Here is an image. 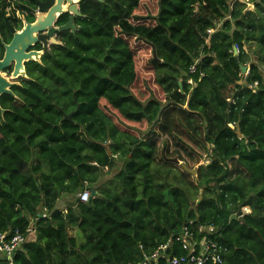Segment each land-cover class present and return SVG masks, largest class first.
<instances>
[{"label": "trees", "instance_id": "obj_1", "mask_svg": "<svg viewBox=\"0 0 264 264\" xmlns=\"http://www.w3.org/2000/svg\"><path fill=\"white\" fill-rule=\"evenodd\" d=\"M30 4L0 0V33L7 8ZM80 13L0 124V234L34 231L13 264H138L200 226L223 264H264V0H85Z\"/></svg>", "mask_w": 264, "mask_h": 264}, {"label": "water", "instance_id": "obj_2", "mask_svg": "<svg viewBox=\"0 0 264 264\" xmlns=\"http://www.w3.org/2000/svg\"><path fill=\"white\" fill-rule=\"evenodd\" d=\"M83 1L85 0H30V5H23L29 19L24 18L23 29L20 32L13 31L14 34L10 44L4 45L5 55L4 59L0 62V70L15 62L13 78H16L20 71L23 72L24 62L39 61V53H27V51L39 42L44 43L45 50L47 51L46 39H52L53 43H57L54 39L56 34L68 31L69 29L74 30L73 19L74 17L81 16L79 6ZM65 14L70 15L69 23L64 27L58 28V21ZM241 71L243 75H246L248 69L241 67ZM22 74L24 76V73ZM71 117L72 114L66 116L64 121H71ZM237 134L240 138L242 137L239 132ZM175 162L187 173L195 175V170L190 171L184 164L178 161ZM201 200L202 198L196 204H199ZM231 221H237L242 225H246L244 217L238 218L234 215L231 217Z\"/></svg>", "mask_w": 264, "mask_h": 264}, {"label": "built area", "instance_id": "obj_3", "mask_svg": "<svg viewBox=\"0 0 264 264\" xmlns=\"http://www.w3.org/2000/svg\"><path fill=\"white\" fill-rule=\"evenodd\" d=\"M241 1L248 2L249 0ZM212 33L213 30L208 31V34ZM232 52L237 57L240 54V48L236 45ZM194 72L195 67H192L191 73ZM89 199L90 192L87 190L79 195V200L82 203H87ZM243 213L249 214L250 210L244 209ZM33 234L34 231L31 226L25 234L16 231L11 238H8L6 234H0V255H6L8 264H13V254L26 242L27 237ZM216 238L217 232L212 226H200L196 230L184 228L181 235L176 237L174 241L159 247L155 253L138 264H159L160 260H165L168 264H223V253L226 250L216 241ZM174 243L181 247L185 255L177 257L167 254Z\"/></svg>", "mask_w": 264, "mask_h": 264}, {"label": "flooded vegetation", "instance_id": "obj_4", "mask_svg": "<svg viewBox=\"0 0 264 264\" xmlns=\"http://www.w3.org/2000/svg\"><path fill=\"white\" fill-rule=\"evenodd\" d=\"M24 14H26L24 10L19 8L15 9L14 7L7 8L5 13L2 14L5 24L2 28V32L0 33V62L4 59L5 55L4 45L10 44L14 34L13 31L20 32L23 29V20L25 18ZM64 16L67 17V21L63 24H60V19ZM62 17L58 21V28L64 27L69 23V14H65ZM80 17H74L73 19V24L75 27L74 30L69 29L68 31L59 32L55 35L54 39L57 43H53L52 39H46L47 51L45 50L43 42H39L30 48L27 53H39V61L24 62V70L23 72L20 71L16 78H13L15 62L9 64L5 69L0 70V89H2L0 90V124H3L7 121L5 116L11 114L13 112V108L20 102L18 94L21 92V90L26 89L25 86L27 82L32 81V74L39 72L37 65L43 64V60L46 58V56H49L52 53L54 47L62 46L60 35L67 32L75 34L78 31L75 23L76 19ZM15 19L22 23L20 28H18L17 24L14 22ZM22 73H24L25 77ZM64 119L62 122H65Z\"/></svg>", "mask_w": 264, "mask_h": 264}, {"label": "rangeland", "instance_id": "obj_5", "mask_svg": "<svg viewBox=\"0 0 264 264\" xmlns=\"http://www.w3.org/2000/svg\"><path fill=\"white\" fill-rule=\"evenodd\" d=\"M138 90H139V89H138ZM139 91H140V90H139ZM139 91H138V92H139ZM203 163L205 164V163H207V161L205 160ZM114 172H115V171H113L109 176L105 177V179L103 180V182L106 183V182L110 181V180L112 179V177H113Z\"/></svg>", "mask_w": 264, "mask_h": 264}, {"label": "crops", "instance_id": "obj_6", "mask_svg": "<svg viewBox=\"0 0 264 264\" xmlns=\"http://www.w3.org/2000/svg\"><path fill=\"white\" fill-rule=\"evenodd\" d=\"M248 6H249V8L253 9V6L252 5H248Z\"/></svg>", "mask_w": 264, "mask_h": 264}, {"label": "bare ground", "instance_id": "obj_7", "mask_svg": "<svg viewBox=\"0 0 264 264\" xmlns=\"http://www.w3.org/2000/svg\"><path fill=\"white\" fill-rule=\"evenodd\" d=\"M80 122V121H79ZM74 137V136H73ZM91 138V137H90ZM102 141V140H101ZM57 150V149H56ZM58 185V184H57ZM58 210V209H57ZM227 252V251H226Z\"/></svg>", "mask_w": 264, "mask_h": 264}]
</instances>
